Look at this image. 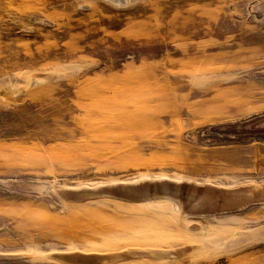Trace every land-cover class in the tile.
<instances>
[{
	"label": "rangeland",
	"instance_id": "1",
	"mask_svg": "<svg viewBox=\"0 0 264 264\" xmlns=\"http://www.w3.org/2000/svg\"><path fill=\"white\" fill-rule=\"evenodd\" d=\"M0 264H264V0H0Z\"/></svg>",
	"mask_w": 264,
	"mask_h": 264
},
{
	"label": "water",
	"instance_id": "2",
	"mask_svg": "<svg viewBox=\"0 0 264 264\" xmlns=\"http://www.w3.org/2000/svg\"><path fill=\"white\" fill-rule=\"evenodd\" d=\"M119 2L124 3L123 0H119ZM165 184V185H164ZM164 186H173L172 184H168L166 182H159V183H148L145 182L141 185H115L110 187H103L102 189H98L95 191H83L81 193H72V196H91L94 194H98L101 192H109L113 194H123L127 198H146L155 195H165L170 197H177L172 189H168L171 187H164ZM136 193V194H134ZM179 198V197H178ZM189 199V200H188ZM186 201L189 203H193L194 199L188 198ZM195 204V203H193Z\"/></svg>",
	"mask_w": 264,
	"mask_h": 264
},
{
	"label": "bare ground",
	"instance_id": "3",
	"mask_svg": "<svg viewBox=\"0 0 264 264\" xmlns=\"http://www.w3.org/2000/svg\"><path fill=\"white\" fill-rule=\"evenodd\" d=\"M112 1L115 2V3H120L119 0H112ZM123 1H124V3H125V2L131 1V0H123ZM124 3H123V4H124ZM191 192H192V191H191ZM193 203H195V202H193Z\"/></svg>",
	"mask_w": 264,
	"mask_h": 264
}]
</instances>
